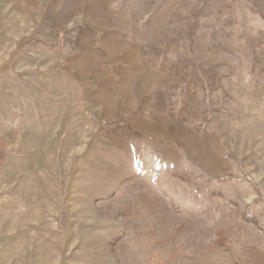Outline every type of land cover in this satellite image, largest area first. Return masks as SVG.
Wrapping results in <instances>:
<instances>
[{
  "label": "rangeland",
  "instance_id": "rangeland-1",
  "mask_svg": "<svg viewBox=\"0 0 264 264\" xmlns=\"http://www.w3.org/2000/svg\"><path fill=\"white\" fill-rule=\"evenodd\" d=\"M0 264H264V0H0Z\"/></svg>",
  "mask_w": 264,
  "mask_h": 264
}]
</instances>
